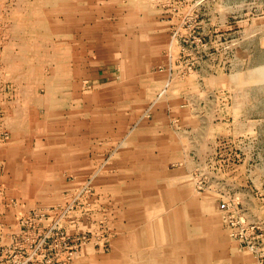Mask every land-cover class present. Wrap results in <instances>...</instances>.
<instances>
[{"label":"rangeland","instance_id":"374dc122","mask_svg":"<svg viewBox=\"0 0 264 264\" xmlns=\"http://www.w3.org/2000/svg\"><path fill=\"white\" fill-rule=\"evenodd\" d=\"M28 259L264 264V0H0V264Z\"/></svg>","mask_w":264,"mask_h":264},{"label":"crops","instance_id":"0c3cea01","mask_svg":"<svg viewBox=\"0 0 264 264\" xmlns=\"http://www.w3.org/2000/svg\"><path fill=\"white\" fill-rule=\"evenodd\" d=\"M126 49V48H125ZM128 50V49H127ZM130 50V49H129ZM129 52H133V50L131 49ZM139 54H144V55H146L147 53H148V50L146 49V48H142V47H139L138 48V51H137ZM146 53V54H145ZM131 56H132V54H131ZM131 58V60L133 61V59L134 60H136V57H134V56H132V57H130ZM143 59V58H142ZM137 60H139V59H137ZM73 69H76V71H75V73L74 72H71L72 74H75V76H78V74H79V68H78V66H76L75 68H73ZM132 69V68H131ZM74 71V70H73ZM104 73V75L103 76H106L107 78H109V76L111 75L110 74V71L109 72H107V73H105V72H103ZM133 74V73H132ZM99 87V86H98ZM104 88H107L106 90H108L107 91V93L108 92H111L109 89H113L112 91L113 92H116V90H115V85H111V86H104V87H102V89H104ZM106 90L104 91V92H106ZM98 91H100V88H99V90ZM112 93V92H111ZM110 97V96H109ZM113 104H115V103H113ZM94 105H95V103H94ZM91 106L90 108H88V109H90L91 110V116H90V123H89V129L87 130V132H90V134H92V135H98V134H100V131L101 130H108V128L107 127H112L111 129H109L108 131H114V124H115V121L114 120H112V117H110V115H108V116H106L105 118L107 119V121L105 120V122H103L104 123V126H106L105 128H102L101 130H100V124H101V122H100V120L98 119L99 117H100V115H99V112L95 109L96 107L95 106ZM89 113V114H90ZM138 158H143V157H146V156H148L146 153H143L142 151H140L139 152V154H137L136 155ZM145 166H146V164H145Z\"/></svg>","mask_w":264,"mask_h":264},{"label":"built area","instance_id":"2783aa9c","mask_svg":"<svg viewBox=\"0 0 264 264\" xmlns=\"http://www.w3.org/2000/svg\"><path fill=\"white\" fill-rule=\"evenodd\" d=\"M45 219H46V214L44 213L41 215L34 216V220H38L39 222H42ZM32 234L36 236V238L38 239V242L35 240V237L32 235L34 237V240L32 241L33 244L30 246L29 249L35 252L41 246H43V244H45L46 240L49 237V234H47L45 230H40V229L33 230ZM28 262H29V259L24 260V262L20 264H28ZM14 264H17V263L14 261Z\"/></svg>","mask_w":264,"mask_h":264},{"label":"bare ground","instance_id":"6f19581e","mask_svg":"<svg viewBox=\"0 0 264 264\" xmlns=\"http://www.w3.org/2000/svg\"><path fill=\"white\" fill-rule=\"evenodd\" d=\"M182 213H183V211H182ZM179 259V258H178ZM187 261V263H188V260H186ZM151 264V263H150ZM176 264H178V263H176Z\"/></svg>","mask_w":264,"mask_h":264}]
</instances>
